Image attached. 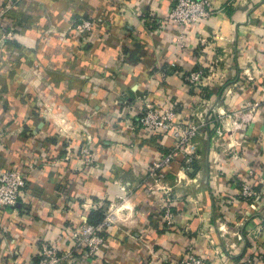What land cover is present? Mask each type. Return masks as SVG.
Wrapping results in <instances>:
<instances>
[{"label": "crops", "instance_id": "crops-1", "mask_svg": "<svg viewBox=\"0 0 264 264\" xmlns=\"http://www.w3.org/2000/svg\"><path fill=\"white\" fill-rule=\"evenodd\" d=\"M175 2L14 0L0 18V38L15 37L0 42V168L29 172L18 206L0 208V264L36 262L44 241L70 248L77 226H97L112 207L98 253L75 264H169L191 247L207 264H264V0H210L214 13L183 31L182 48L179 26H156ZM88 16L104 21L81 37L71 25ZM198 69L209 73L192 87ZM143 96L179 122L213 121L159 187L147 170L173 140L137 127ZM249 102L260 103L251 123L218 135L220 116ZM86 145L93 168L76 159ZM243 182L258 199L240 197ZM161 187L172 198L169 230Z\"/></svg>", "mask_w": 264, "mask_h": 264}, {"label": "built area", "instance_id": "built-area-1", "mask_svg": "<svg viewBox=\"0 0 264 264\" xmlns=\"http://www.w3.org/2000/svg\"><path fill=\"white\" fill-rule=\"evenodd\" d=\"M13 5L14 0H0V18L4 16V13L6 14L10 11ZM213 13L214 10L212 9L210 0H176L165 19L158 18L156 26L162 28L164 20L179 26L181 31L175 39V45L182 48L184 44L183 31L189 27L197 26L202 20L208 19ZM103 21L102 16H88L79 18L71 25V28L77 35L82 37L95 32ZM14 40V33L11 30L5 32L0 38L1 44L5 41L12 42ZM208 73L204 69L195 70L188 75L187 82L192 87H199ZM138 105L137 127L147 133L164 132L167 137L173 140L172 148L163 153L147 170V174L155 182V186L159 187L157 183L164 178L162 171L173 163L177 154L187 152L190 144L198 136L202 135L204 129L212 125L213 121L210 115L204 116L202 113H194L187 123L179 122L176 120V111L174 109L159 106L147 96L141 97ZM259 107V102H249L238 110L224 113L220 116L221 128L218 127L215 130L216 133L218 135H222L223 131L235 133L242 127L249 125ZM76 159L85 168H93V164L95 163L94 155L89 145L81 149ZM192 162L193 157L189 154L185 159L186 170L191 167ZM248 173L254 179L255 174L251 170ZM28 174L27 170H18L10 166H2L0 168V208L14 210L18 206L20 194L28 182ZM257 179L260 183H264L263 178ZM159 190L164 193L161 210L162 223L169 230L173 226L174 219L172 198L163 187ZM239 190L240 197L246 201L256 200L260 196L259 192L255 190L253 184L250 182L241 183ZM112 208H110L102 222L97 226L86 222L77 226L71 232V237L74 240L73 245L66 250H60L58 246L50 244L47 241L42 242L36 262L32 264H75L83 258H94L104 243V235L114 223ZM169 264H207V260L196 255L191 247L188 248L183 257L176 258L170 261ZM228 264H256V260L252 257H245Z\"/></svg>", "mask_w": 264, "mask_h": 264}, {"label": "trees", "instance_id": "trees-1", "mask_svg": "<svg viewBox=\"0 0 264 264\" xmlns=\"http://www.w3.org/2000/svg\"><path fill=\"white\" fill-rule=\"evenodd\" d=\"M255 188V187H254ZM91 217H98V220H102L103 219V214L101 212L98 213H92L88 219V222H91ZM162 218V215H160V219ZM162 220V219H161Z\"/></svg>", "mask_w": 264, "mask_h": 264}]
</instances>
